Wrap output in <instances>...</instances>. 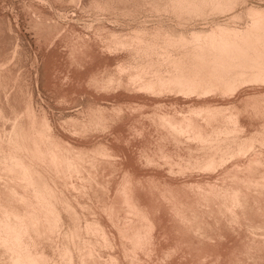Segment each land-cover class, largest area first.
<instances>
[{
	"label": "rangeland",
	"instance_id": "374dc122",
	"mask_svg": "<svg viewBox=\"0 0 264 264\" xmlns=\"http://www.w3.org/2000/svg\"><path fill=\"white\" fill-rule=\"evenodd\" d=\"M26 257L264 264V0H0V264Z\"/></svg>",
	"mask_w": 264,
	"mask_h": 264
},
{
	"label": "bare ground",
	"instance_id": "6f19581e",
	"mask_svg": "<svg viewBox=\"0 0 264 264\" xmlns=\"http://www.w3.org/2000/svg\"><path fill=\"white\" fill-rule=\"evenodd\" d=\"M208 35H209V34H208ZM211 35H212V34H211ZM223 42L226 43L224 40H223ZM226 44H227V43H226ZM226 44H225V45H226ZM223 45H224V44H223ZM219 46H220V45H219ZM226 46H227V45H226ZM226 46H225V47H226ZM216 47H217V46H216ZM222 48H223V47H222ZM200 49H201V48H200ZM206 49H207V48H206ZM210 49H211V48H210ZM240 50H241V49H240ZM207 51H208V50H207ZM211 51H212V50H211ZM244 54H245V53H244ZM251 54H252V53H251ZM213 57H216V56H213ZM241 57H242V56H241ZM242 58H243V57H242ZM244 58H245V57H244ZM244 58H243V59H244ZM246 58H247V57H246ZM255 58H256V57H255ZM214 59H215V58H214ZM211 60H212V59H211ZM212 61H213V60H212ZM218 61H219V60H218ZM251 62H253V61H251ZM220 63H221V61H220ZM242 63H243V62H242ZM249 63H250V62H249ZM213 64H214V63H213ZM223 65H224V64H223ZM244 68H245V67H244ZM223 69H224V68H223ZM236 69H237V68H236ZM248 69H250V68H248ZM260 69H261V68H260ZM186 70H187V69H186ZM232 70H234V69H232ZM244 70H245V69H244ZM241 71H242V70H241ZM199 74H200V73H199ZM175 77H176V76H175ZM224 78H225V77H224ZM194 79H195V78H194ZM47 150H48V149H47ZM51 151H52V150H51ZM44 152H45V151H44ZM41 154H42V153H41ZM47 154H48V153H47ZM51 154H52V153H51ZM43 155H44V154H43ZM10 231H11V229H10ZM8 235H9V234H8ZM9 236H10V235H9ZM10 237H11V236H10ZM14 238H17V237H14ZM9 239H10V238H9ZM12 241H14V239H13ZM23 252H24V251H23ZM26 252H27V251H26ZM21 253H22V252H21ZM27 253H29V252H27ZM22 254H23V253H22ZM24 254H25V253H24ZM29 254H30V253H29ZM30 255H31V254H30ZM19 256H20V255H19ZM19 256H18V258H19ZM31 256H33V255H31ZM20 257H21V256H20ZM27 257H29V256L27 255ZM27 257L23 260V263H24V264H34L35 261H33V258H31V257H30V258H27ZM18 258H17V259H18ZM15 259H16V257H15ZM31 259H32V260H31ZM34 259H35V256H34ZM21 260H22V259H21ZM21 260L18 259L17 261L15 260V262L20 263L19 261H21ZM36 261H37V258H36ZM13 262H14V260L12 261V263H13ZM15 262H14V263H15ZM17 263H16V264H17ZM35 263H36V262H35Z\"/></svg>",
	"mask_w": 264,
	"mask_h": 264
}]
</instances>
